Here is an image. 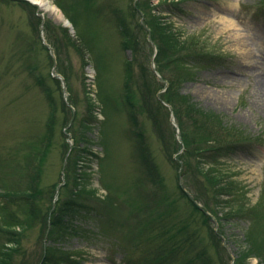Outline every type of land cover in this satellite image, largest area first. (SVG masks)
I'll list each match as a JSON object with an SVG mask.
<instances>
[{"label": "rangeland", "instance_id": "rangeland-1", "mask_svg": "<svg viewBox=\"0 0 264 264\" xmlns=\"http://www.w3.org/2000/svg\"><path fill=\"white\" fill-rule=\"evenodd\" d=\"M177 1L172 10L164 0H50L54 13L0 0L7 264H43L51 213L67 204L86 209L61 243L77 264H264V0ZM147 8L222 57L180 94L245 134L219 159L236 189L230 197L209 192L195 160L183 165L181 134L153 73L156 47L141 29ZM77 145L89 153L76 165ZM32 183L37 219L26 223L14 197Z\"/></svg>", "mask_w": 264, "mask_h": 264}, {"label": "trees", "instance_id": "trees-1", "mask_svg": "<svg viewBox=\"0 0 264 264\" xmlns=\"http://www.w3.org/2000/svg\"><path fill=\"white\" fill-rule=\"evenodd\" d=\"M164 1H174L173 9L169 7L172 10L178 7V4H175L177 0ZM141 12L144 16H149V20L144 23V27L142 26L141 29L142 32L149 30L157 48L155 64L156 71L161 77L157 84L160 90H165L161 99L173 110L180 129L182 147L184 148L180 156L183 165L188 171L189 168L191 169L190 161L195 160L209 192L217 198L230 197L236 189L231 182L229 169L220 164L219 159L237 151L240 144L246 140L245 134L235 125H227L215 112L202 110L190 97L180 94V87L184 82L196 79L197 69L221 64L222 57L202 36L184 34L173 23L156 19L150 14L148 8ZM171 66L177 71H169ZM70 103L74 107L71 100ZM91 116L93 115L90 114ZM93 124V121L85 123L90 129ZM77 146L76 165L87 160L89 153L85 149L82 150L79 145ZM28 192V195L14 197L16 204L21 205L24 210L26 223L37 219L35 200H37L38 191L35 183L31 184V190ZM58 209L56 207V211L51 213L49 240L53 244L51 243L52 245L46 248L43 264H77L79 258L77 259L74 253L72 254L61 247V243H65L66 239L76 233L78 227L74 224V220L78 216H84L83 210L86 209L73 204L65 205L61 208L62 211ZM15 227L17 226L15 225ZM2 253L0 264H7L6 252Z\"/></svg>", "mask_w": 264, "mask_h": 264}, {"label": "water", "instance_id": "water-1", "mask_svg": "<svg viewBox=\"0 0 264 264\" xmlns=\"http://www.w3.org/2000/svg\"><path fill=\"white\" fill-rule=\"evenodd\" d=\"M24 1H27V2L31 3L32 5H34V6H36V7L39 8V6H38L37 4L32 3V1H30V0H24ZM39 9H40V8H39ZM40 16L43 17L42 14H40ZM44 24H45V23H44V21H43V23H42V28H41L42 31L44 30ZM66 25L68 26V28H70V29L72 28V27L69 26V22H67ZM149 40H150L151 43H152L151 38H149ZM152 44H153V43H152ZM46 45H47L48 49L50 50L51 54L53 55V51H52L51 47H50L48 44H46ZM153 45H154V44H153ZM154 48H155V46H154ZM155 50H156V48H155ZM53 57H54V56H53ZM152 68H153V72H154L158 77H160V76L157 74V72H156L155 64H153ZM53 73L55 74V71H53ZM57 77L61 80V82H62V84H63L64 93H66V91H67V87H66V83H65L64 78H63L62 76H60V75H57ZM65 101H66L67 105H68L69 107H71L70 103L68 102V98H67V97H65ZM172 122H173V124L175 125V127H176V129H177V132L179 133V129H178V126H177V124H176V121H175V118H174L173 114H172ZM71 125H72V123L70 124V126H71ZM70 126H69V127H70Z\"/></svg>", "mask_w": 264, "mask_h": 264}, {"label": "bare ground", "instance_id": "bare-ground-1", "mask_svg": "<svg viewBox=\"0 0 264 264\" xmlns=\"http://www.w3.org/2000/svg\"><path fill=\"white\" fill-rule=\"evenodd\" d=\"M31 1H32V3L37 4L41 10H50L54 13L59 12L57 7H55L54 5L51 4L50 0H31ZM62 19H63V17H62ZM263 86H264V84H263Z\"/></svg>", "mask_w": 264, "mask_h": 264}]
</instances>
